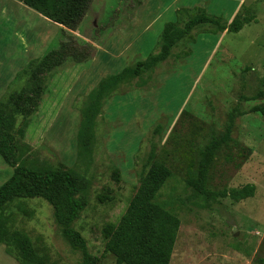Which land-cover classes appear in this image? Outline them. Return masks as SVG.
Returning a JSON list of instances; mask_svg holds the SVG:
<instances>
[{"label":"rangeland","instance_id":"rangeland-1","mask_svg":"<svg viewBox=\"0 0 264 264\" xmlns=\"http://www.w3.org/2000/svg\"><path fill=\"white\" fill-rule=\"evenodd\" d=\"M239 1L93 0L77 29L69 31L90 45L89 59L76 63L69 58L42 73V96L30 108L23 91L29 62L57 49L66 37L32 8L18 14L0 0V10L7 9L0 15V85L19 69L6 87L0 86V100L18 97V110L29 111L23 117L14 110L21 140L30 147L29 159L86 179L78 194L85 207L72 228L86 243L89 264H116L105 249L103 229L125 212L152 148L155 160L172 172L154 201L180 219L169 264H264V0ZM184 5L190 7L187 12L180 10ZM236 5L237 15L251 21L226 33L206 64L216 39L215 32L205 33L215 29L209 24L193 28L152 70L121 83L94 121L90 146L80 150L86 96L99 80L156 54L165 25H183L202 10L195 6L227 22ZM185 51L178 63L177 55ZM92 58L98 61L93 70ZM231 116V138L217 148L206 186L233 190L253 184L254 194L238 201L211 199L198 194L187 179L196 175L210 139L223 137ZM11 172L0 158V184ZM5 213L13 228L29 236L44 264H83L81 249L64 236L45 199L14 201ZM0 264H18L1 243Z\"/></svg>","mask_w":264,"mask_h":264},{"label":"trees","instance_id":"trees-1","mask_svg":"<svg viewBox=\"0 0 264 264\" xmlns=\"http://www.w3.org/2000/svg\"><path fill=\"white\" fill-rule=\"evenodd\" d=\"M46 19L62 26L60 28L65 40L57 49L51 50L41 58L29 62L30 74L26 101L30 108L36 107L43 93L42 76L65 60L76 63L89 59L90 45L78 41L72 33L87 13L93 0H20ZM251 20L237 14L226 23L221 17L208 15L201 10L189 15L183 25L168 24L160 37V47L156 54L145 61L125 67L120 72L102 78L87 94L86 105L82 112L78 139L80 150L90 146L93 137L94 121L100 114L102 105L121 83L139 77L152 70L159 62L165 60L171 49L198 25H213L219 31L238 32ZM264 86V80H263ZM18 97L10 96L6 101L0 100V158L12 167L11 175L0 184V243L5 252L15 258L18 264H44V259L37 253L29 236L10 225V217L5 213L7 206L18 200L43 198L51 206L55 221L62 227V233L70 242L81 249L83 264H89L86 243L81 234L72 228V223L85 207V200L78 196L80 190L87 186L86 179L78 173L63 167H53L28 158L29 146L24 143L22 127L16 125ZM23 117L29 111L18 110ZM264 113V110H261ZM233 118L219 140L211 138L198 163L196 175L189 177L187 183L205 197L217 199L230 197L234 201L245 199L254 194V185L246 184L233 190H213L206 186L207 174L221 142L231 138ZM154 131H159L156 125ZM149 164L141 175L140 185L130 199L127 208L116 224H107L103 229L106 239L105 249L115 257L116 264H169L180 219L165 207L154 201L160 188L172 175L171 170L155 160L152 148L148 154Z\"/></svg>","mask_w":264,"mask_h":264},{"label":"crops","instance_id":"crops-1","mask_svg":"<svg viewBox=\"0 0 264 264\" xmlns=\"http://www.w3.org/2000/svg\"><path fill=\"white\" fill-rule=\"evenodd\" d=\"M6 2H8V4L11 6V8H10V11L11 10H13V12L14 13H20L21 11H23L21 8H23L24 9V7H26V10L28 9L27 7V5H25L22 1H20V0H5ZM10 1V2H9ZM242 2V0H240L239 1V4ZM12 7L14 8V9H12ZM7 8V7H6ZM202 9V10H204L208 15H211V14H209L206 10H205V8H203V7H197V6H195V10H197V9ZM239 8H240V6H239ZM239 8H238V5H236L235 6V8H234V10H233V12H232V14H231V17H230V19L233 17L234 18V16L238 13V11H239ZM190 9V7L188 6V5H184V6H182V8L180 9L181 11H188ZM5 12H7V9H1L0 10V15H3V14H5ZM86 15V14H85ZM211 16H213V15H211ZM39 17H43L42 15L41 16H39ZM42 19H45L46 20V18L45 17H43ZM229 19V21H224V22H226V23H229L231 20ZM47 21H48V19H47ZM50 21V20H49ZM17 23V26L19 27V28H21L22 27V20H20V21H18V22H16ZM171 22H169V23H167L166 25H165V27L168 25V24H170ZM175 23V22H174ZM55 24V28L56 29H58V28H62V26L61 25H59V24H56V23H54ZM165 27H164V29H165ZM164 29H163V31H164ZM18 30V29H17ZM162 31V32H163ZM211 32H215L216 34V39H215V42H214V45H213V47H212V49H211V51H210V53L208 54V56H207V59L205 60V62H204V64H206L207 62H208V60H209V58L212 56V54H214L215 53V51H216V49L220 46V44H221V42H222V39L224 38V36H225V34L226 33H229V32H227V30H223V31H219V30H217L216 28L214 29V30H212V31H210V32H205V33H207V34H209V35H213V34H211ZM118 34H119V32H117ZM108 34H110V32L108 33ZM104 39V41H105V38H103ZM102 39V40H103ZM89 39L87 38V41H88ZM43 45V40H42V42H41V44L39 45V47H41ZM100 45H101V43L100 44H98V45H96L95 47H96V52L98 51L99 52V49L101 50V47H100ZM188 46H189V44H188ZM187 46V47H188ZM38 47V48H39ZM27 50H29L30 49V45L28 44L27 45ZM188 51H189V48H188ZM188 51H185V52H183L182 54H179V55H177V59H178V63L180 62V63H182L184 60L183 59H180L179 57L181 56V55H183L184 53H188ZM93 60H94V58H92L90 61L92 62V65H90V68H92V70H93V68H95L96 66H97V64H98V61H96V62H93ZM8 62V65L9 66H11V61L10 60H8L7 61ZM19 70V69H18ZM17 69L16 70H14V71H12V73H11V75H9L8 77H7V79H6V84L8 85V82H9V80L10 79H12L13 78V76L15 75V72H17L18 71ZM13 75V76H12ZM100 81V80H99ZM6 84H2V85H0V86H7ZM91 91V90H90ZM89 91V92H90ZM186 98H187V96H186ZM183 106V105H182ZM182 107H180V109H181ZM178 111H180L179 109H178ZM181 111H183V110H181Z\"/></svg>","mask_w":264,"mask_h":264}]
</instances>
